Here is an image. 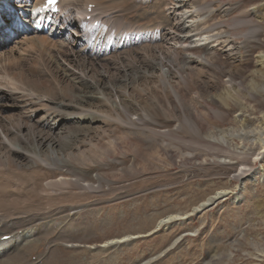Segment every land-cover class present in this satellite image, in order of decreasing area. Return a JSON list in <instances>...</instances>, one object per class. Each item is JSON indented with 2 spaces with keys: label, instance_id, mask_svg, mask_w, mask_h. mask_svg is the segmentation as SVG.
<instances>
[{
  "label": "rangeland",
  "instance_id": "rangeland-1",
  "mask_svg": "<svg viewBox=\"0 0 264 264\" xmlns=\"http://www.w3.org/2000/svg\"><path fill=\"white\" fill-rule=\"evenodd\" d=\"M132 2L128 3L133 11L130 10V16L122 13L118 0H105L104 3L112 6L110 10L113 11V15L118 14L122 17L115 18L118 22L121 19L124 20L125 15L127 19L130 17L131 22L128 21L127 27L130 31L136 30V33L142 29L140 26L135 28L140 24L138 22H147L150 19L148 17L155 18L160 7L163 4L166 5L165 0H147V3L138 5ZM263 4L264 1L261 0L257 2L253 0H186L184 8L187 11L194 8L204 10L201 15L206 16V22L203 24L208 28L218 26V29L228 34L236 47V61L232 62L229 56H224L220 51H218V57L213 59L214 53H211L206 65L193 64L195 67L192 69L195 72L189 77L193 86L179 83L182 80L181 77L173 72L171 81L173 84L180 85V93L167 89L161 82L162 76L161 78L157 76L161 75V72L157 70L155 75L150 72L136 78V81L132 79L130 86L126 87V92L118 97L134 105L135 108L130 111L131 114L142 112L148 120L155 117L163 120L166 117L179 118L183 123L186 116L198 118L207 126L203 130L205 134L203 137L194 136L189 139L186 134L179 132L176 135L163 136L141 122L134 123L137 127L131 122L129 124V118L123 114L119 99L115 97L108 99L106 94L105 100V95L100 92H97L95 96L100 98L103 104H94L92 108L97 115L96 121L91 122L89 118L76 121V117L82 115L75 116L70 113L64 115L62 119L57 117L55 127L58 135L78 133L84 128L79 127L81 124H85L84 126L90 131L85 137L79 133V137L73 135L75 140V142L72 141L73 149L78 150H76L77 159L85 165H98L104 176L116 182L117 188L114 193L119 192L118 186L121 184H125V189H129L132 193L129 197L113 201L114 193L105 195L104 198H109L108 201L88 207L87 216L99 215L98 220H103L106 216L124 218L127 224L125 228L129 225L127 222H135V218H145V216L149 218L156 215L159 222L170 214L184 215L170 221L166 226L146 227L145 225L143 231L138 229V231L127 232L130 234L127 241L116 248L90 250L87 257H84V263L81 264H264V159H255L257 152L260 151V144L253 139L254 134H260V132L248 131L249 133L243 137L245 140L234 139L232 145L238 147L236 150L233 146L231 148L228 144L219 141L218 131L215 130L234 125L233 118L240 111L235 101L229 100L230 106H226L215 96L217 84H226L228 78L227 75L216 74L215 71H219L220 68L236 73V81L240 87L237 95L240 93L238 97L240 96V100H243L244 110L253 118L254 123L260 125L264 120V75L253 74L251 71L254 72L257 67V55L264 53V19L260 17L264 11ZM253 6H256L255 11L251 9ZM144 14L145 17H143ZM106 25L112 26V30L115 31V41L108 42L109 46L128 42L123 46L124 48L120 47L111 54L110 59H114L113 62L111 61L113 66L133 67L136 65L133 59H140L146 55L149 59L151 57L148 52L154 49L153 46L163 45L161 34L166 28L164 25H160L159 28L152 26V29H155L153 31L142 30L139 36H130L126 31L119 32L118 25L116 27L114 22L106 23ZM102 26L103 24L98 23L97 27ZM19 32L20 36L25 34L23 30ZM118 33L122 37H116ZM11 38L4 34L0 40V53L3 57L4 53L10 50H22L21 43H18L16 39L10 40ZM248 55L250 59L246 60ZM21 57H28L26 59L28 62H39L36 51L23 54ZM179 58H181L180 55ZM97 66L100 70L103 68L99 64ZM56 69L55 63L48 64L47 68L43 69L46 78H53L50 86L55 93L47 92V95L61 97L68 101L64 90L61 89L66 84L65 79L61 78L65 74L55 80ZM88 74L94 75L91 71ZM88 74L87 79H91ZM250 75L254 76V86L250 85ZM106 83L107 81H104L101 88H109ZM127 83L129 84V80ZM3 86L4 84L1 85L3 89L11 91L7 85ZM47 86H44L42 90L45 91ZM17 92L15 93L19 94ZM26 92L31 96L35 91ZM44 93L41 91L39 96L43 102H47L48 97L44 96ZM17 111L10 105L5 110V114L13 116ZM221 112L227 113L228 116L218 115ZM43 113L42 110L37 116ZM134 118L138 117L134 116ZM66 142L67 138L64 143ZM153 144H156L153 150L155 152L158 150L159 156L141 159L138 154L151 152ZM166 144L173 145L168 148ZM220 157L231 158L234 168L239 169L245 165L253 169L245 173L241 180L236 179L224 172L229 165L221 163ZM28 174L27 171L16 166H8L5 163L0 165V180L23 190V193L17 192L14 198L23 201V205L30 202L39 203L43 208L48 207V204L52 203L54 193L43 190L32 192L33 181L29 179ZM237 185L238 188L235 187ZM222 190L231 192L217 195L204 208L192 212L196 204ZM62 191L72 192L69 189ZM142 202H145L147 207L138 214L140 217L135 216L134 208ZM63 221H68V217L55 219L53 223L58 225ZM24 231V235L29 234L27 229ZM59 235L58 232L49 237L41 236L38 253L29 255L28 259L24 258L25 264H48L49 250L57 246L56 241ZM37 238L39 236L31 237V239ZM17 240L19 242L16 243ZM15 241L12 249L9 242L7 243L10 246L8 253H11L13 248L24 240L21 241L19 236V239L15 238ZM1 248L0 256L3 254ZM13 263L14 261L11 264Z\"/></svg>",
  "mask_w": 264,
  "mask_h": 264
},
{
  "label": "bare ground",
  "instance_id": "bare-ground-1",
  "mask_svg": "<svg viewBox=\"0 0 264 264\" xmlns=\"http://www.w3.org/2000/svg\"><path fill=\"white\" fill-rule=\"evenodd\" d=\"M5 1L0 0V8L5 7ZM11 1L17 13L29 18V21H33V23L31 27L23 30L25 34L20 36V32H18L16 36H12L10 39H16L18 43H21V45L19 44L21 51L10 50L8 53H4V57L0 53V165L5 163L8 166L24 169L29 173V179L33 181L32 192L43 190L54 193V196H52V203L48 204L49 206L46 208L41 207L39 203L29 202L23 205V201L13 197L19 192L23 193V190L0 180V247H2L3 253L0 256V264H11L13 261V264H25L24 258L28 259L29 255L38 253L37 248L41 236L49 237L58 232L60 235L56 241L57 246L49 250L48 264H81L84 263V257H87L90 250L116 248V246L127 241L130 237L127 232L138 231V229L143 231L145 225L146 227L166 226L170 221L176 220L179 216H184L182 213L170 214L159 222H157L156 215L149 218L146 216L145 218H135L136 221L127 222L129 225L125 228L124 226L127 224H125L124 218L106 216L103 220H98L99 215L87 216L88 207L108 201L109 198H104V196L115 192L116 182L104 176L98 165H85L84 162L77 159V148L73 149L72 141L75 142L73 135L77 137L79 134L84 137L87 136L90 131L84 126L85 124L79 126L85 128L81 129L79 134L76 132L58 135L55 123L58 118L62 119L68 113L75 116L77 114L82 115L76 117V121L86 118H89L91 122L96 121L97 115L92 108L94 104L100 105L102 103L100 98L95 96L97 92H100L105 95V100L106 94L108 99L112 97L119 99L123 114L129 118V124L130 122L133 125L141 122L163 136H172L179 132L183 135L186 134L189 139L194 136L196 138L197 136L203 137L205 135L203 130L207 126L198 118L186 116L183 123L179 118L168 119L166 117L164 120L161 118V120L155 117L148 120L142 112L131 114L130 111L135 108L134 105L127 103L124 98L120 100L118 97L126 92V87L130 86L132 79L136 81V78L143 77L150 72L155 75L157 70L161 72V75L157 76H162V78L160 77L161 82L165 87L180 93V85L173 84L171 81L172 75L177 73L182 79L179 83L190 85L192 81L189 77L195 72L193 71L195 67L193 64L206 65L211 53H214L213 59L218 57V51H220L224 56H229L232 62L236 61V47L228 34L222 29H218V26L214 25L213 28L210 26L208 28L203 24L206 22V16L201 15L204 10L194 8L193 11H187L184 8L186 0H165L166 5L163 4L160 7L155 18L146 16L150 18L147 22H138L140 24L135 28L140 26L142 29L138 30L137 33L136 30L130 31L127 27L131 20L130 17L127 19L126 16H130V10L132 11L131 5L128 3L133 1L132 3L138 5L147 0H118L122 13L127 14L125 19H121L119 22L115 19L118 14L117 16L113 15V11L110 10L112 6L108 3L105 4V0H59L58 12H53L50 6H45V0ZM253 1L257 2L258 0ZM94 3L96 5L91 11H88V6ZM251 9L255 11L256 6ZM47 17H52L47 33L35 30L34 25L38 24L39 21H45ZM260 17L264 19V11ZM109 22H114L115 26L118 25L117 30L119 32L126 31L130 36H139L142 30L153 31L155 29H152V26L159 28L160 25H164L166 28L161 34L163 45L155 44L154 49L148 46L151 49L148 52L151 58L148 59L147 55L140 59L135 58L133 60H135L136 65L133 67L120 65L122 66L120 68L115 65L116 62L113 66L111 61L113 62L114 59H110L111 54L120 47L124 48L123 46L128 42L108 45V42L115 41L113 27L106 25ZM98 23L103 24V26L98 28ZM1 29L3 30V25L0 26V40L3 38ZM31 34L35 35L30 36ZM116 37L122 36L118 33ZM210 49L212 50L210 51ZM31 51L38 53L39 62H28L26 60L28 57H21V55L31 53ZM249 59L248 55L246 60ZM256 59L257 67L254 72L251 71L253 74L260 73L263 76L264 53L258 54ZM53 63L57 68V72L54 74L55 80L65 74L61 78L65 79L66 84L61 89L64 90L68 101L61 99V97L47 95V92L55 93L50 86L53 83L51 81L53 78H46L43 69L47 68L48 64ZM97 64L103 66V70H100ZM90 71L93 74L97 72V74L90 76L88 74ZM215 72L219 76L227 75L228 77L226 84H217L216 86L215 96L219 102L230 106L229 100H233L240 109L233 118L234 125L215 129L218 131L217 139L237 150L238 147L232 145L234 139H243L250 131H258L260 134L255 133L253 138L260 144V151L257 152L255 159H264V120L260 125H257L244 110L243 100H240V96L238 97L240 93L237 95L240 87L236 81V73L227 72L223 68ZM87 74L91 79H87ZM250 76V85L254 86V76ZM128 80L129 84L127 83ZM104 81H107L106 85L109 88H101ZM3 84L4 86L7 85L11 91L3 89L1 87ZM44 86L48 87L45 91L42 90ZM30 90L35 91L31 96L26 92ZM107 90L109 91L107 92ZM41 91L42 93L45 92L43 95L48 97L47 102H43L40 98L39 93ZM10 105L18 110L13 116L5 114V110ZM42 110L44 113L37 116ZM218 115L223 116L227 113L221 112ZM134 116L138 118L136 119ZM258 121L260 122V120ZM134 126L137 127L136 124ZM209 134L211 133L209 132ZM182 141L185 140L182 139ZM171 145L173 144H166L167 147ZM155 146L156 144L151 146V152H142L138 155L143 160L159 156L158 150L157 152L153 150ZM245 147L248 148V146ZM219 161L229 165L224 171L226 174L229 173L231 177L239 180L244 177L245 173L251 172L253 169L251 166L246 167L245 165L239 169L234 168L233 160L229 157H220ZM124 185L118 186L119 192L114 193L112 201L124 199L132 194L129 189H125ZM235 187L238 188V185ZM64 189H69L72 192H63ZM230 192L229 190L217 191L198 205L196 204L192 212L204 208L217 195L229 194ZM58 202L61 204H57ZM145 204L142 202L135 206V216H139L138 214L146 209ZM67 217L68 221H63L58 225L53 223L55 219H66ZM29 228L33 229L29 230ZM25 229L29 232L28 235H24ZM5 235H9V238L4 239ZM19 236L21 241H24L16 245L11 253H8L9 247L11 246L12 249L15 238L19 239ZM36 236L39 238L31 239V237ZM26 237L29 238L26 239ZM8 242L10 246L7 244ZM39 255L41 256V253Z\"/></svg>",
  "mask_w": 264,
  "mask_h": 264
},
{
  "label": "snow or ice",
  "instance_id": "snow-or-ice-1",
  "mask_svg": "<svg viewBox=\"0 0 264 264\" xmlns=\"http://www.w3.org/2000/svg\"><path fill=\"white\" fill-rule=\"evenodd\" d=\"M48 5L55 6L57 3V0H47Z\"/></svg>",
  "mask_w": 264,
  "mask_h": 264
}]
</instances>
